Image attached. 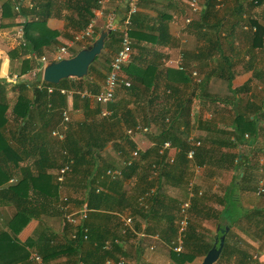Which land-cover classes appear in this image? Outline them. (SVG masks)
I'll use <instances>...</instances> for the list:
<instances>
[{
	"label": "trees",
	"instance_id": "obj_1",
	"mask_svg": "<svg viewBox=\"0 0 264 264\" xmlns=\"http://www.w3.org/2000/svg\"><path fill=\"white\" fill-rule=\"evenodd\" d=\"M13 1L19 6L22 0L2 1L0 16L2 19L13 20L19 15H23L24 19L16 24L20 26L23 39L30 43L31 51L38 53L42 46L53 42L56 36V32L45 29L43 23V20L49 15L47 11L43 10L49 4L48 2L44 5L36 3L29 9L21 7L19 11H13ZM65 1L71 3L69 8L75 12L76 17L70 18L69 13L64 16L69 22L74 21L78 28L87 23L89 17L92 16V9L98 6L97 0ZM126 1L120 0V4L116 7L117 12L121 15L120 19L125 17ZM151 1L140 0L137 5H150ZM187 2L188 0L185 3ZM178 3L177 0L167 4L176 9L180 8ZM224 3L228 8L227 12L231 11L229 14L224 11L219 15V8ZM202 4L197 19L190 20L187 24L193 29L202 30L206 35V37L202 36L206 44L192 54L197 60L206 58L212 60L215 57L214 52H219L217 58L222 65L217 69L214 68L215 66L209 68V73L207 71L204 74L202 73L204 65L198 67V64L196 67L190 68L183 64V70H178L175 67L167 68L165 71L167 77L176 83L165 84L168 88V98L172 97L174 101L171 111L168 108L155 111L149 105L135 103L147 91L150 92L153 85V78L147 85L144 83L143 75L145 70L158 62L156 52L151 50L152 46L162 42V38L165 41L168 38L167 19L170 18V15L164 10H158L155 16L150 17H147L148 15L144 12L136 10L129 16L127 34L131 40V46L141 44L138 48H141L143 52L139 55H131V53L128 61L122 65L121 69L129 80L127 86L123 83L120 86L133 96L134 105L131 108L122 107L121 109L116 104L112 105L109 117L102 118L107 119L109 132L107 130L104 132L103 121L97 123V127L100 129H95L91 123L82 122L75 127L68 124L61 140L49 137V131L57 126L60 109L65 107L66 93H60L59 89L71 93L74 101L80 100L83 108H87L88 99H81L79 92L96 93L99 90L96 82L88 78L92 73L96 74L98 78H103V73L95 70L96 58L88 66L87 77H67L60 79L56 84L41 81L43 85L53 87L51 93H47L45 88H37L32 85L33 83L30 84L27 88L31 93L30 105L20 117L21 123L12 131V141L15 144H12L10 138L5 134L7 109L11 106L6 99L4 85L0 83V209L4 211L5 208H10L12 210L8 216H4L0 220L2 226L0 229V264H27L29 252L39 255L44 264L62 256L66 259L60 264H78L79 261L83 264H103L106 257L115 260L119 255L124 258L131 256L123 246L126 238L134 236L136 233L139 236L141 234L143 237L148 236L150 239H154L152 235L157 234L160 240L167 244L170 260L174 264H184L193 261L196 257H202L213 244L214 238L220 235L218 229L209 235L208 229L202 225L204 219H213L219 223V227H224V225L234 223V220L238 221L243 218L248 222L253 221L256 227L260 226L264 231V226L261 225L264 221V208L240 210L237 202V190L253 191L254 193L257 190L258 176H255L250 170L251 164L247 162L249 156L241 154L238 150L236 152L228 151V153L221 152V148L228 150L235 146V141L240 139L241 129L237 124L234 125L233 120L238 118L245 120L246 123L255 124V111L258 107L248 105L249 101H240V94L247 89L246 84L235 88L230 87L229 67L231 61L220 48L221 40L233 34L235 28L239 26L241 28L242 25H246L247 29L241 28L240 31L250 36L253 42L252 46H254L255 40L257 44L261 42L264 27L248 16L242 17V14L253 6L264 4V0H202ZM225 15L231 16L224 21ZM121 21L118 22L121 24ZM252 25L255 27L254 30H251ZM38 26H43V33L41 32L39 36L32 34L33 31L38 30ZM119 36L118 29L117 31L110 30L103 42V47L113 53L116 52L119 47ZM87 45H83V47ZM101 54L97 55V58ZM191 69L195 71L193 75H191ZM211 75L226 82L229 94L225 97L232 104L229 108L234 115L232 123L228 125L224 123L222 126H216L205 119L200 120L199 112L197 111V113L194 109L193 115L191 110L190 100L194 96L197 99L201 98L210 102L215 100L216 96L209 92L201 91L196 95L195 89H193L194 85L204 86ZM254 75L255 73H253V77ZM25 84L26 82L16 87L21 91ZM179 84L181 88L178 87ZM209 113L211 114L210 111ZM35 116L39 124L37 127L30 128ZM191 119L194 123L198 122L200 126L209 127L211 133L201 138L193 136L199 140L197 146H191L187 140L191 135L189 133L192 126ZM135 125L156 126L159 132L153 136L154 145L138 150L137 155L130 158L128 152L135 149L134 140L131 138L134 133L128 134L124 128ZM227 126H230V129H227ZM33 129L35 131L30 138H27L25 131ZM137 133L142 132H135V134ZM166 140L176 147L175 157L171 162L165 158V151L161 153L158 151L159 146ZM109 141L112 149L118 150L120 156L124 157L118 167L119 174L114 178L106 174V170H114L116 166L106 163L100 156L101 149ZM189 147L193 149L192 159H187L185 156V151ZM235 157L237 160L233 162ZM29 159H33L30 164ZM67 159L71 160L69 170L64 174V181L59 183L56 181L55 175L58 168ZM215 160L222 164L226 163L227 167L238 172L231 174L230 181L223 187L221 195L215 199V202L221 206L220 209L215 210L209 205L214 197L211 198V195L206 192H201L198 195L197 185L192 184L193 195L189 198L190 205L187 209V225L183 234L182 250L175 253L170 249V246L176 235L178 208L179 204L188 198L187 183L190 182L193 168L203 165L201 169H206V174L209 176L216 170H213V165L216 164L213 163ZM15 172L19 173L18 176L9 180ZM253 176L257 177L254 186L252 184ZM131 183L133 185H130ZM62 185L74 186L82 190L83 198L80 203L83 201L86 203L85 218L75 227L62 217L60 235L59 233L51 234L42 228L34 232L24 242L18 241L16 234L30 219H40L47 211L61 217L62 210L66 211L65 202H62L58 193ZM96 186L100 188L98 191H95ZM152 187H154L153 193L144 197L141 200L142 203H139L143 192ZM260 194L263 195L264 192ZM230 211L233 214H230ZM121 215H128L131 219V228H124L123 234L120 232L123 228L120 221ZM83 228L86 231H83ZM71 232L75 233L74 238H70ZM83 234H85V239H82ZM106 239L111 241V247L108 250L102 248L103 241ZM115 239L116 241H114ZM139 242H141L140 237L136 245L133 246L136 258L141 252L138 250ZM250 261L252 258L247 250L241 244L229 242L224 235L218 258L212 264H252Z\"/></svg>",
	"mask_w": 264,
	"mask_h": 264
},
{
	"label": "crops",
	"instance_id": "obj_2",
	"mask_svg": "<svg viewBox=\"0 0 264 264\" xmlns=\"http://www.w3.org/2000/svg\"><path fill=\"white\" fill-rule=\"evenodd\" d=\"M2 1L4 0H0V11ZM170 1L174 2L177 0H152L150 5H137V11L144 12L148 15L147 17L155 16L158 10H164L167 12L168 15H170V18L167 19L168 38L166 39V41L162 38V42L153 45L151 49L156 52L158 62H156V65H151V68H146L147 70H145L143 73L144 83L148 85L149 83H151L153 78L154 86L152 85L151 89L149 88L150 92L147 91V93L144 94L143 97L135 101V103H139L140 105H149L150 108L155 111H158L163 108H168L171 111L173 108L172 104L174 103V101L172 97L168 98V88L167 86H165V84L167 83L168 85H171L174 82L173 80L167 77L165 71L169 67H174L172 61L179 54H181L182 62L183 64L187 65V68L194 66L196 67L197 64L198 67L204 65L202 66L203 74L207 71L209 73V68H213L215 66L214 68L217 69L220 65H222V63L217 58L219 52H214L215 57L212 60H210V58L197 60L193 57L192 52H195L197 49H199V47H202L206 44L205 39L202 37H206V35L203 34L202 30L193 29L192 26L184 22V17L190 14L188 11L187 3H185L186 0H178V5L180 6V8L178 7L176 9H173L172 7H170L169 4H167ZM46 2H48L50 6L48 5L47 8L43 10L49 13V15L43 20L44 27L47 30L56 32V36L53 42L47 44L48 46H42L38 53H34L31 51L30 43L23 39L20 26L16 24V22L22 21L24 19L23 15H19L13 20H10L8 18L2 19L0 16V83H3L4 85V88L6 90V99L8 100V103L11 106L9 107L10 109H7V122L5 134L7 135V137L10 138L12 144H15L14 141H12V131L16 129L18 124L21 123L20 117L26 112L27 107L30 105L29 103L31 93L30 90L27 88H29L30 84L32 83V85L37 87L38 83H40L42 80L41 70L39 69V58L43 56L46 60L49 61L52 52L57 46L69 44V40L72 34L82 29L87 24L86 23L83 27L78 28L75 25L74 21L69 22L68 19L65 18L64 15L67 13H69L70 18L72 19L76 17L75 12L69 8V5L71 3L69 4L65 0H22L18 10L14 9L16 3L13 1L12 6L13 11H19L21 7L24 9H29L36 3L44 5ZM118 4H120V0H108L102 7L99 8L97 6L100 11L96 10L97 7L92 9V16L88 19V21L92 18L95 20L94 34L92 38L68 46L67 57L74 54L76 51L82 48L83 45L89 44L92 41L94 35L97 34L98 31L103 28L106 24L110 23L113 20H115V22L111 25L110 30L117 31L118 27L120 26H118V21L121 16L120 13H118L116 10ZM221 13L222 12H220L219 15ZM227 15L224 16V21H226L231 16ZM190 16L191 20H196L198 17V13L190 14ZM244 16H248L249 18L256 20L259 25L264 27V4L251 7L246 11V13L242 14V17ZM240 30V26L236 27L233 34L226 36L225 39L223 38V40H221L222 44H220V48L222 49L224 54L229 57V60L231 61V66L229 67V71L231 73L230 87L235 88L246 84L247 89L243 93L245 97H242L240 101H249L248 105L251 104L255 107L257 106L259 109L255 111V124L246 123L245 120L238 118L233 120L234 115L229 109L230 105L232 104L225 97L227 94H229L226 82L223 79L218 78L214 75H211L207 79L204 86L197 87V85H194L193 89H195L196 95L200 94L201 91H207L211 95L216 96L215 100L213 102H210L208 100H202L201 98L197 99L194 96L190 100V105L192 106L191 110L193 112V115L195 113L194 109H196V112H199H197L198 114H200V111H203V115H201L203 116V119H205L206 121H210V123L215 124L216 126H222L224 123L228 125L232 123L233 120L234 125L237 124L238 127L241 129V134L240 132H238L241 136L243 133L246 132L248 134V137H251V140L247 142L250 146L247 145L240 136V139L238 140L239 142L235 141V146L229 148L228 150L226 148H221V152L226 151L228 153V151L236 152V150H238V152H240L241 154H246L247 156H249V161L247 162L251 164L250 170L255 176H258L257 180H259L260 178L264 177V35L262 36L261 42L259 44H257V41L255 40L254 46H252L253 42L250 36L244 34V32ZM41 32L43 33V26H38V30L33 31L32 34L39 36ZM140 45L141 44L134 47L131 46L132 54H130L139 55L141 52H143L141 48H138ZM102 52H104L105 54H103ZM99 54L101 55L96 60V62H94V66L95 70H99L103 73V78H98L97 75L94 73L90 74L88 77L96 82L98 89H100L104 79V75L108 70L109 60L113 55V51L102 47ZM253 73H255L254 77ZM121 75L123 79L128 82L129 79L126 78L127 76L123 71L121 72ZM12 77L15 78L12 79ZM25 82L26 84L23 86L22 90L19 91L20 88H17L16 86L21 85ZM178 87L181 88V85L179 84ZM117 88L118 89H116L113 101L108 103L106 107L111 110L112 105L114 106L116 104L119 106V109H121L122 107L131 108L134 105L133 96L125 92L122 86L119 85ZM183 89L185 90V87H183ZM184 90H182L183 93ZM89 94L92 95L94 93L90 92ZM65 95V107H63L59 111H67L69 119L65 124V129L68 124H70L71 127H75L77 124H80L82 122L91 123V125L94 126V128L96 129L99 128L97 127V123L99 121H103L105 125L103 128L104 132H106V130L107 132H109L107 128V119H102L107 117H101L99 115V109L103 105L95 102L90 97H81L79 95L81 99H88L87 108H83L82 102L80 100L74 101V99L71 97V93L67 92ZM96 110H98V112H96ZM209 111L211 112V114L209 113ZM258 111L262 112L263 114L259 113ZM58 118L59 119L57 126L52 129H62L60 126V113L58 115ZM32 121L33 122L31 123L30 128L37 127L39 121L36 119V116L34 117V119H32ZM191 124L192 126L189 129V133L195 137L201 138L203 136H208L209 134H211L210 129H208L209 127L200 126L198 122L194 123L193 119H191ZM246 128H248V130H246ZM126 129L127 128H124V131ZM227 129H230V126H227ZM34 131V129L25 131V135H27V138H30ZM104 132L101 131V133L103 134ZM145 132L137 134L134 133L131 136L135 143L136 152L138 150L140 151L154 145L155 140L153 136L158 134L159 129L156 126H149L147 131ZM49 137L55 138L50 134V131ZM110 143L111 142L109 141L101 149L100 156L104 159L106 163H110L116 166V169L120 170L118 167L124 157L120 156V152L118 150L114 151ZM160 146L158 148V151L160 150ZM131 151L132 150L128 152L130 154V158H132ZM163 151H165V157L173 156L174 158L176 147L170 143V147L164 149ZM111 154L113 155L111 156ZM105 157H108L109 161L106 160ZM117 158L118 163L114 160ZM32 161L33 159H29V164ZM213 163H216L218 165H213V170L216 169L214 170L216 173L214 175H211V179L219 184V182H221L220 174H223L224 172L222 171H225L228 168L226 166V163L222 164L218 160L213 161ZM202 166L201 168H203ZM238 169L240 170V167H238ZM233 173L234 172L232 171L231 174ZM18 174V172H15L9 180H12V178H16ZM231 174H229V179L227 180L225 185H227V183L230 181ZM239 175L240 174H238V176ZM255 176H253V186L255 185V179L257 178H255ZM195 185L198 184L196 183ZM215 185L216 184H213L212 189H209L210 193L208 194L211 195V198L214 197L212 198V201L209 202V205H211L213 209L216 210L220 209L221 206L217 204V202H215V199L216 197L221 195L224 188L221 190L219 188L214 189V187H216ZM71 187L72 188L70 190L67 185H62L58 191L59 195L61 196L62 202H65L64 207L66 208V211L62 210V216L60 217L53 214V212L51 213L50 211H47L41 216L40 219H30L25 224V226L16 234V238L18 239V241L24 242L34 232L42 228L44 231L49 232L51 234L59 233L60 235V230L63 222L62 217H64L66 213L74 211L83 198V192L79 196V192L77 191L81 189L75 188L74 186ZM97 187L98 186H96V188ZM197 190H201V192H203V189L200 188V186ZM236 194L240 210L264 208V194L258 195L253 191L247 190H237ZM68 197H70L71 199H69ZM76 202L77 204H75ZM69 209L70 211H68ZM11 212L12 210L10 208H5L4 211L0 209V220L2 219V217L8 216ZM206 223L213 225V232L216 230V226L219 224L218 222L216 223L213 219H204L202 225L204 227H207V229H210V225ZM261 225L264 226V221ZM226 226L228 229L227 232L224 233V235L226 236V238H230L227 240L229 242L238 243L239 245L241 244V246L247 250V253L251 255V258L257 260L250 261V263L257 262V264H264V231L261 230L260 226L256 227L253 224V221L248 222L243 218H240L236 223H230ZM1 228L2 226L0 223V229ZM230 231L232 234H230V237H227ZM155 242L163 244V240H160L159 237L155 240ZM152 251L153 249L149 250V252ZM65 259L66 258L62 256L60 258H57L56 260L49 261L45 264H60ZM155 262L156 261H126V264H156ZM27 264L37 263L27 258ZM39 264L44 263L41 261Z\"/></svg>",
	"mask_w": 264,
	"mask_h": 264
},
{
	"label": "built area",
	"instance_id": "obj_3",
	"mask_svg": "<svg viewBox=\"0 0 264 264\" xmlns=\"http://www.w3.org/2000/svg\"><path fill=\"white\" fill-rule=\"evenodd\" d=\"M108 0H97V5L98 7H102ZM140 0H127L126 4H127V11L125 13V17L123 19H119V21H121L120 26L118 27V31L120 33L119 36V47L116 50V52L113 53L111 59L109 60V67L108 70L106 71L105 75H104V79L102 82V85L100 87V89L90 95L87 91H81L79 92V95L81 97H90L92 100H94L95 102L103 105L100 109H99V115L101 117H108L111 114V110H109L106 105L110 102L113 101L114 99V95L116 92L117 87L123 83L124 85H128V82L125 81L121 75L122 72V65H124L129 58V55L131 53V41L130 38L127 34V28L129 25V16L130 14L134 13L137 10V2ZM202 4V0H188L187 2V7H188V11L190 14H196L198 13L200 7ZM18 4H16L14 6L15 10H18ZM96 8V10L100 11L99 8ZM190 14L186 15L184 17V22L188 23L191 20V16ZM94 24H95V20L92 18L90 19L87 24L80 30L74 32L69 40V44L66 45H59L57 46L54 51L52 52L51 58L49 60H60L64 57H67V48L68 46L75 44V43H79L82 41H85L87 39H91L93 34H94ZM243 30L247 29L246 25H242L241 27ZM254 26H251V30H254ZM48 61L45 59V57L41 56L39 58V69L41 70L43 64ZM170 63V61H169ZM173 65L175 68H177L178 70H183L184 69V65L182 62V56L181 54H179L173 61H172ZM195 73L194 70L191 69V75H193ZM15 77H12V79H14ZM42 81V80H41ZM38 88H45L47 93H51L53 91V87L52 86H46V85H42V83H38L37 85ZM59 92L64 94L67 93V90L64 89H59ZM60 116H61V121H60V126L62 129H51L50 134L52 136H54L57 139H63L64 137V129H65V124L68 121L69 117L67 114L66 110H61L60 112ZM148 127L147 126H141V125H135L134 127H130L127 128L125 131L128 134H132L135 132H145L147 131ZM244 139H248V134L245 132L242 134ZM188 143L191 146H197L199 145V140L195 139L193 137V135H190L188 138ZM170 147V143L169 141H163L161 146H160V150L159 152L161 153L164 149H167ZM136 156V149L131 151V157ZM185 156L187 159H192L193 157V149L191 147H189L186 151H185ZM167 159L168 162H171L173 159V156H167L165 157ZM237 160V157H235L233 159V162H235ZM69 163H71L70 159H67L66 162H64L57 171V174L55 175L56 181L61 183L64 179V174L66 171L69 170ZM196 167V166H195ZM106 174H109V176L111 178H114L115 175L119 174V170L117 169H107L106 170ZM192 187V183L188 182L187 183V195L188 198L183 200L180 204H179V208H178V217L176 219V235L174 238V241L172 242V245L170 246V249L175 252L178 253L182 250V244H183V234L184 231L186 229V225H187V209L190 205V201L189 198L193 195V192L191 190ZM100 188L97 187L95 189V191H98ZM154 191V188H149L147 191L143 192L142 196L139 198V203H142L141 200L146 197L149 194H152ZM264 191V184L261 180V178L258 180V185H257V190L256 193L259 194L261 192ZM201 193V190H197V194L199 195ZM87 211V207H86V203L85 201L81 202L78 207L69 213H66L64 216V219L67 223H70L72 226H75L80 224L81 220L83 218H85V214ZM120 221L122 222V226L123 228H121V233H124V228H131V219L128 215H121L120 216ZM83 231H86V229L83 228ZM142 235V234H141ZM71 238L75 237V233L71 232L70 234ZM152 237L154 239H157L158 236L157 234L152 235ZM82 239H85V234L82 235ZM116 241V239L114 240ZM111 247V241L110 239H106L103 241V245L102 248L103 249H110ZM153 245H149L148 249L152 250ZM28 259L39 264L41 262V258L39 255H37L34 252H30L28 255ZM125 263V258L122 255H119L117 257V259H112L110 257H106L104 259V264H124ZM78 264H83L81 261L78 262Z\"/></svg>",
	"mask_w": 264,
	"mask_h": 264
},
{
	"label": "water",
	"instance_id": "obj_4",
	"mask_svg": "<svg viewBox=\"0 0 264 264\" xmlns=\"http://www.w3.org/2000/svg\"><path fill=\"white\" fill-rule=\"evenodd\" d=\"M114 22L115 20L101 28L87 46L80 48L73 55L57 61H46L41 69L42 81L56 84L60 79L67 77H86L88 66L94 57L100 53L107 33ZM216 229L220 235L214 238L213 244L202 256L199 264H212L218 258L224 241V233L227 232L228 228L226 225L224 227L217 225Z\"/></svg>",
	"mask_w": 264,
	"mask_h": 264
},
{
	"label": "rangeland",
	"instance_id": "obj_5",
	"mask_svg": "<svg viewBox=\"0 0 264 264\" xmlns=\"http://www.w3.org/2000/svg\"><path fill=\"white\" fill-rule=\"evenodd\" d=\"M219 10H220V12H227L228 11V8H226V3H224V5L222 6V7H220L219 8ZM231 11V10H230ZM230 11L229 12H227V13H230ZM120 23L118 22V25H119ZM67 56V55H66ZM94 58H96V59H98L97 58V55L94 57ZM96 59H95V62H96ZM219 90V89H218ZM220 92H221V90H220ZM240 97L242 98V97H245L244 95H243V93L240 95ZM230 109V108H229ZM201 115H203V111L201 112L200 111V118H201V120H204L203 119V116H201ZM192 133V132H191ZM241 138L245 141V143H246V141L248 142L249 141V139H250V137L248 138V139H244L243 138V136H241ZM239 142V141H238ZM247 145H249L248 143H246ZM250 146V145H249ZM238 148V147H237ZM239 149V148H238ZM113 154H111V156H112ZM110 157V156H109ZM105 159L106 160H108L109 161V159H108V157H105ZM112 159V158H111ZM116 162H117V160H118V158L117 159H114ZM262 160V159H261ZM118 163V162H117ZM228 169H226L225 171H222V172H224L223 174H220L221 175V182H219V184L218 183H216V182H214L212 179H211V175L213 174H215L216 172L215 171H213V173L211 174V175H209V176H207V171H206V169H201V167H199V166H196V167H194L193 168V173H192V175H191V179H190V182L192 183V184H198L197 186L199 187L200 186V188H202L203 189V192H206V193H210L209 192V189H212V187H213V184H216L215 186L216 187H214V189H223V187H224V185L226 184V182H227V180L229 179V174H231L232 173V171L233 172H238V171H234V170H232L231 168H229V167H227ZM260 171V170H259ZM258 171V172H259ZM260 173V172H259ZM238 175V174H237ZM236 175V176H237ZM223 179H224V181H223ZM261 180H262V182H263V184H264V177L263 178H261ZM130 185H133V183H131ZM70 190H71V186H69L68 187ZM78 192H79V196H80V194L82 193V190H77ZM264 192V191H263ZM258 195H261L260 193L258 194ZM69 199H71L70 197H68ZM77 199V198H76ZM75 204H77V202L75 203ZM68 211H70V209L68 210ZM231 212V211H230ZM229 212V213H230ZM230 214H233L232 212L230 213ZM232 220V219H231ZM234 223H236L237 222V220H234L233 221ZM206 224H209V223H206ZM210 225V229H208V231H209V235H211L212 233H213V229H212V226L213 225H211V224H209ZM206 229H207V227H205ZM130 229V228H129ZM133 231V230H132ZM135 231V230H134ZM210 231H212V232H210ZM133 233V232H132ZM230 234H232L231 233V231H230V233H228V235H227V237H230ZM208 235V236H209ZM141 238V242H139L140 244V246L138 247L139 249L138 250H140L141 252L138 254V257L136 258V254H135V251H134V249H133V246H135L136 245V242L138 241V238ZM210 237V236H209ZM226 239H230V238H226ZM126 242H125V244H124V248H125V251H127V252H129L130 254L129 255H131V256H129V257H126L125 258V260H127V261H156L155 263L156 264H174L171 260H170V258H169V254H168V252H169V248H168V246H167V244L166 243H164L163 242V244H161V243H157V242H155V240L154 239H150L148 236H139V234L138 233H136V234H134V236H131V237H129V238H126V240H125ZM149 245H153V251L152 252H149V250L147 249L148 248V246ZM132 256H133V258H132ZM201 258L202 257H196L193 261H191V262H189V263H184V264H199V262L201 261ZM252 261H257V260H255V259H253L252 258ZM252 264H257V262L256 263H252Z\"/></svg>",
	"mask_w": 264,
	"mask_h": 264
}]
</instances>
